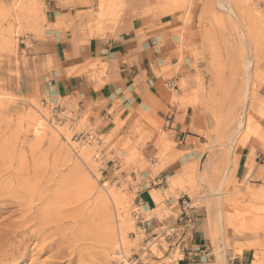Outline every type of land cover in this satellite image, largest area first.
<instances>
[{
	"label": "rangeland",
	"instance_id": "374dc122",
	"mask_svg": "<svg viewBox=\"0 0 264 264\" xmlns=\"http://www.w3.org/2000/svg\"><path fill=\"white\" fill-rule=\"evenodd\" d=\"M63 1L75 30L89 39L114 30L130 12L162 22L181 39L182 59L192 60L190 83L181 84L188 91L184 106L204 145L177 186L191 207L204 211L211 264H264V179L244 178L239 169L248 146L253 166L264 171V0ZM45 2L0 0V235L15 227L27 235L20 254L0 264L136 260L137 197L147 178L168 174L176 145L155 105L97 136L65 101L46 95L44 65L30 42L42 30ZM38 192L46 196L40 203ZM168 230L140 249L143 263L150 254L170 253ZM107 235L112 243H104ZM44 244L51 247L41 251ZM179 259L176 249L165 263Z\"/></svg>",
	"mask_w": 264,
	"mask_h": 264
},
{
	"label": "crops",
	"instance_id": "0c3cea01",
	"mask_svg": "<svg viewBox=\"0 0 264 264\" xmlns=\"http://www.w3.org/2000/svg\"><path fill=\"white\" fill-rule=\"evenodd\" d=\"M71 12L63 0H46L42 30L38 36H30L33 54L44 65L46 95L56 103L65 101L77 121H84L88 131L97 136L117 121L151 111L155 105L176 145L177 160L167 169L168 174L147 178L148 186L145 183L137 197L140 225L133 240L141 239L136 261L166 264L179 249L181 259L175 264H211L213 253L204 211L188 203L191 223L182 217L186 195L177 186L182 170L199 159L198 150L204 145L190 120V108L184 106L188 91L181 89L182 83H190L191 57L182 59L181 39L152 17H136L130 12L114 30L89 39L75 30ZM170 85L178 88L176 93ZM251 155L246 146L239 156L241 176L264 179L262 166H253ZM158 206L164 210L162 217ZM167 227L174 232L170 253L163 252L159 259L150 254L143 263L140 249L157 241Z\"/></svg>",
	"mask_w": 264,
	"mask_h": 264
},
{
	"label": "bare ground",
	"instance_id": "6f19581e",
	"mask_svg": "<svg viewBox=\"0 0 264 264\" xmlns=\"http://www.w3.org/2000/svg\"><path fill=\"white\" fill-rule=\"evenodd\" d=\"M221 8L222 9H225V7L223 6V5H221ZM231 14H233V10H228ZM248 93V92H247ZM249 94V93H248ZM39 127H42V124H39ZM35 130V129H34ZM39 133H40V131H37V134L39 135ZM42 133V132H41ZM82 156H84V158H86V160H89V151H88V149L87 148H85L84 150H83V152H82ZM91 158V157H90ZM58 185H60V186H64L65 185V183H61V184H59V183H57ZM35 185V184H34ZM32 186L33 188H37V187H35V186ZM57 186V185H56ZM45 187V186H44ZM41 187H39V189H40ZM46 189V188H45ZM34 190V189H33ZM45 191V190H44ZM43 191V192H44ZM40 193V192H38L39 193V195L37 196V201H36V203L38 202V201H41L42 199L44 200V199H46V196H45V194H48V193ZM50 192V191H49ZM31 196L33 195V193L32 194H30ZM35 195H36V192H35ZM29 196V195H28ZM27 196V197H28ZM31 196L28 198V199H31ZM49 197H51L50 195H48ZM26 197V198H27ZM33 197V196H32ZM50 199V198H49ZM118 200V199H117ZM35 201V200H34ZM3 203V202H2ZM34 203V202H33ZM38 203H40V202H38ZM41 207H43V206H41ZM46 208H48L47 206H46ZM49 209V208H48ZM51 210V209H50ZM41 211V210H40ZM50 212V211H49ZM49 212H47V213H49ZM44 213V212H43ZM121 218V217H120ZM124 215H122V222L119 224V233H120V238L123 240V238H124V236H126L125 235V232H126V227H127V225H126V223H125V220H124ZM28 219V218H27ZM29 221V220H28ZM120 221V220H119ZM21 223H23V222H21ZM15 225V224H14ZM13 227V226H12ZM11 227V228H12ZM17 227H19V226H17ZM26 227V226H25ZM8 228V227H7ZM6 228V229H7ZM10 228V227H9ZM11 228H10V230H11ZM128 228H130V227H128ZM15 229H17V230H15ZM15 229H13V230H11V231H7L6 233H4V234H2V235H0V261L1 260H3V258H4V260L5 259H7V258H9V256H15V255H18V254H20V252H21V246L23 247V242H24V238L26 239L27 237H25V235L26 234H24V233H22V231H20L19 230V228H16L15 227ZM24 229H26V228H24ZM3 230H4V228H3ZM28 230H30L29 228H28ZM0 231H2V230H0ZM106 232H109L110 233V235L111 234H113V230L111 229V227H109V229L106 231ZM31 233H32V231H31ZM39 233V232H38ZM1 234V233H0ZM28 235H29V233H27ZM33 234V233H32ZM32 234H30V236L32 235ZM108 234V233H107ZM27 236V235H26ZM37 236H38V234H37ZM37 236H36V238H37ZM29 237V236H28ZM107 238H105L104 239V243H112V237H109L108 238V235L106 236ZM33 238H34V236H33ZM31 239V238H30ZM29 239V240H30ZM35 239V238H34ZM17 240H20V241H17ZM27 240V239H26ZM26 240H25V242H26ZM124 242H126V241H124ZM29 243V242H28ZM30 243H32V242H30ZM40 243V242H39ZM34 244V243H33ZM36 244V243H35ZM37 245H39V244H37ZM36 245V247H37V249L38 248H40V247H38ZM40 245H41V243H40ZM49 247H51L50 246V244H48V245H42L41 246V251H45V250H48L49 249ZM31 249V248H30ZM36 250V249H35ZM102 250H104V249H102ZM36 252V251H35ZM38 253V252H37ZM108 253V252H107ZM23 254V253H22ZM22 257V256H21ZM116 257H119V254L117 255L116 254ZM124 257V256H123ZM8 261V260H7ZM123 261H126V260H123ZM1 264H3V263H1Z\"/></svg>",
	"mask_w": 264,
	"mask_h": 264
},
{
	"label": "built area",
	"instance_id": "2783aa9c",
	"mask_svg": "<svg viewBox=\"0 0 264 264\" xmlns=\"http://www.w3.org/2000/svg\"><path fill=\"white\" fill-rule=\"evenodd\" d=\"M84 137H86V138H90V136H87V135H85ZM182 205L184 206L182 217L187 218V219H188V222L191 223V219H189V218H188V215H187V210H188V205H189V204H188V201L185 200V199H183V201H182ZM168 232L171 233V235L174 234V233H173V229H171V228H169ZM136 263H137L136 260H129V259H128V260H126V261L113 262V263H111V264H136Z\"/></svg>",
	"mask_w": 264,
	"mask_h": 264
}]
</instances>
